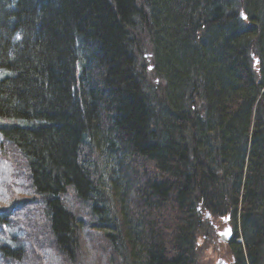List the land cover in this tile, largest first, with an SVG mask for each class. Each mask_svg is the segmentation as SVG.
<instances>
[{
  "label": "trees",
  "instance_id": "1",
  "mask_svg": "<svg viewBox=\"0 0 264 264\" xmlns=\"http://www.w3.org/2000/svg\"><path fill=\"white\" fill-rule=\"evenodd\" d=\"M0 136L68 262L74 196L128 264H195L206 212L264 264V0H0Z\"/></svg>",
  "mask_w": 264,
  "mask_h": 264
},
{
  "label": "rangeland",
  "instance_id": "2",
  "mask_svg": "<svg viewBox=\"0 0 264 264\" xmlns=\"http://www.w3.org/2000/svg\"><path fill=\"white\" fill-rule=\"evenodd\" d=\"M149 48L150 45L148 42L142 43V52L138 51L136 53V65L139 70H144V78L151 82L153 80V77H151L153 65L151 61L152 56L148 50ZM153 82L160 88V81L154 79ZM2 148L5 154L0 152V208L6 209V212H13L14 217L16 216V221L22 225V232H20L18 237L25 245V250L23 252L25 258L22 256L24 259L20 262L21 264H36L37 262L41 264H123L119 256L116 255L115 250L111 248L106 240L102 232L103 228L94 227L95 218L91 217L88 204L78 202L73 196L66 198L70 209H72L73 213L79 218L78 225H80L81 228L79 232L80 247L71 262H68L65 256H60L53 244L47 242L44 237L46 236L49 238L50 236L47 234L48 229L45 226L41 207L33 205L23 206L22 204L19 205V203H16L25 196L23 193L26 191L25 189H27V173L22 167L23 161L17 153L8 145H3ZM133 165L138 167L139 170H141L140 168L142 166L148 169L151 168V166L143 160H138L134 162ZM151 170L152 169H150V171ZM10 174H13L15 177L16 175L17 177L20 176L18 177L17 186H20L21 189L16 188L15 193H13L15 188H10V185L6 184V182L9 181ZM142 179L144 178L141 177L140 180ZM11 218L13 217L11 216ZM30 219H32V221ZM205 219L206 218L203 216L205 223L204 225L202 223L203 229L201 228L202 230L197 236L198 240L196 242V247L198 248V254L195 264H217L219 259L223 260L226 264H233V253L229 244L221 243L219 238V232L225 233L227 228L225 217L222 220H212L213 218L209 217L207 220L210 219V223L209 220L207 222ZM205 224H208L209 227L207 226L204 228ZM1 236L0 233V237ZM39 245L45 246V248L47 247L45 253H43V251L42 254L36 252L37 246ZM17 259L18 258L12 257V262H7V264H20L14 262V260L16 261ZM33 259H35L36 262ZM29 260H32V262ZM0 264L5 263L0 260Z\"/></svg>",
  "mask_w": 264,
  "mask_h": 264
},
{
  "label": "bare ground",
  "instance_id": "3",
  "mask_svg": "<svg viewBox=\"0 0 264 264\" xmlns=\"http://www.w3.org/2000/svg\"><path fill=\"white\" fill-rule=\"evenodd\" d=\"M10 178L12 179L13 177L10 176ZM44 237L46 238V241H47V242H51V243L53 244V246H54L53 240H51L50 238H48V237H46V236H44ZM54 247H55V246H54Z\"/></svg>",
  "mask_w": 264,
  "mask_h": 264
}]
</instances>
